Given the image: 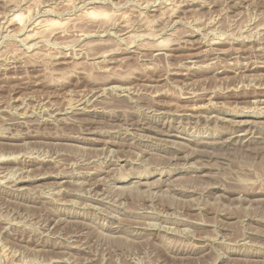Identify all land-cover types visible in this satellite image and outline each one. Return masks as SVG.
Masks as SVG:
<instances>
[{"label":"rangeland","instance_id":"374dc122","mask_svg":"<svg viewBox=\"0 0 264 264\" xmlns=\"http://www.w3.org/2000/svg\"><path fill=\"white\" fill-rule=\"evenodd\" d=\"M191 2L0 0V264H264V0Z\"/></svg>","mask_w":264,"mask_h":264},{"label":"bare ground","instance_id":"6f19581e","mask_svg":"<svg viewBox=\"0 0 264 264\" xmlns=\"http://www.w3.org/2000/svg\"><path fill=\"white\" fill-rule=\"evenodd\" d=\"M194 1H195V0H194ZM197 1H199V0H197ZM186 2H187V1H186ZM191 3H193V0H192ZM194 3H195V2H194ZM202 4H203V3H202ZM180 5H181V4H180ZM186 5H187V4H186ZM188 5H189V4H188ZM198 5H199V3H198ZM190 6H192V5H190ZM186 7H187V6H186ZM192 9H193V8H192ZM28 16H30V15H28ZM16 17H17V16H16ZM35 18H36V17H35ZM107 18H108V17H107ZM28 19H29V17H28ZM30 19H31V18H30ZM8 20H9V19H8ZM19 20H20V19H19ZM21 20H23V18H22ZM13 21H16V19H11V20H10V22H13ZM28 21H29V20H28ZM38 21H39V20H38ZM38 21H37L36 24H34V27H32L33 25H32V26L29 25L31 28H33V34H34V33H35V34H34L33 36H32V35H31V36L28 35V37L25 38V39L33 40V39H35V38L41 37V34H40V36H39V33H38L39 31H37V30H38V29L40 30L41 28H42V29H43V28H44V29H45V28L47 29V27H50L49 25H50L51 23L49 24V23L47 22V24H46V23L44 24L43 22H41V21L38 22ZM45 21H46V20H45ZM32 22H33V21H32ZM15 23H16V22H15ZM19 23H20V22H19ZM19 23H18V24H19ZM8 24H9V23H8ZM23 24H24V23H23ZM26 24H27V23H26ZM54 24H55V22H54ZM51 25H53V24H51ZM8 26H9V25H8ZM20 27H21V26H20ZM25 27H26V26H25ZM30 27H29V28H30ZM23 28H24V27H23ZM27 28H28V26H27ZM30 30H31V29H30ZM47 30H48V29H47ZM49 30H50V29H49ZM47 32H48V31H47ZM52 32H53V31H52ZM45 34H46V33H45ZM42 35H43V34H42ZM38 39H39V38H38ZM38 39H37V40H38ZM37 40H35V42H36ZM39 40H40V39H39ZM39 40H38V41H39ZM45 40H46V38H45ZM31 42H32V41H31ZM39 42H40V41H39ZM122 42H123V41H122ZM159 43H160V42H159ZM27 44H28V43H27ZM40 44H41V43H40ZM159 45H160V44H158V47L161 46V45H160V46H159ZM32 46H34V45L32 44L31 47H32ZM156 46H157V45H156ZM34 47H35V46H34ZM162 47H163V44H162ZM28 48H29V47H28ZM161 49H162V48H161ZM161 49H158V50L160 51ZM259 50H260V49H259ZM105 52H106V51H105ZM109 54H110V53H109ZM151 62H152V61H151ZM110 84H111V83H110ZM112 86H113V85H112ZM110 87H111V86H110ZM109 91H110V90H109ZM88 103H89V102H88ZM72 107H73V105H72ZM72 107H71V108H72ZM76 107H77V105H76ZM203 107H204V106H203ZM203 107H202V106H195V107L192 109V112L195 111V113H201V112L203 111V109H204ZM206 107H207V106H206ZM69 108H70V107H69ZM213 108H214V107H213ZM206 109H207V108H206ZM208 109H209V108H208ZM85 110H86V109H85ZM212 110H213V109H212ZM77 111H78V110H77ZM93 111H94V110H93ZM97 111H98V110H97ZM209 111H210V110H209ZM82 112H83V111H82ZM168 112H169V111H168ZM203 112H204V111H203ZM207 112H208V111H207ZM210 112H212V111H210ZM85 113H86V112H85ZM67 114H68V113H67ZM182 114H183V113H182ZM187 114H188V112H187ZM202 114H203V113H202ZM165 115H166V114H165ZM168 115H169V114H168ZM189 116H190V115H189ZM205 116H206V115H205ZM53 117H54V116H53ZM194 117H195V116H194ZM51 118H52V117H51ZM71 118H72V117H71ZM56 119H57V117H56ZM81 121H82V120H81ZM74 122H75V121H74ZM142 125H143V124H142ZM150 125H151V124H150ZM148 126H149V125H148ZM140 129H141V128H140ZM160 132H161V131H160ZM166 132H167V131H166ZM161 133H162V132H161ZM175 134H176V133H174V135H175ZM147 135H148V134H147ZM237 135H238V134H237ZM139 136H140V135H139ZM139 136H138V137H139ZM146 137H147V136H146ZM149 139H150V138H149ZM234 139H235V138H234ZM252 139H253V138H252ZM147 140H148V139H147ZM214 140H215V139H214ZM162 141H163V140H162ZM206 141H207V140H206ZM252 141H253V140H252ZM258 141H259V140H258ZM260 141H261V140H260ZM221 142H222V141H221ZM262 142H263V141H262ZM115 144H116V143H115ZM203 144H205V146H206V145L208 146V145H211L212 143L210 144L209 142H204ZM205 149H206V148H205ZM260 149H261V148H260ZM262 149H263V148H262ZM199 150H200V149H199ZM198 153H199V152H198ZM204 164H205V163H204ZM0 168H1V167H0ZM65 177H66V176H65ZM21 179H22V178H21ZM16 183H17V182H16ZM58 183H59V182H58ZM85 183H86V182H85ZM83 184H84V183H83ZM86 184H87V183H86ZM15 186H16V185H15ZM17 192H18V191H17ZM15 193H16V192H15ZM113 231H114V230H113ZM137 236H138V235H137ZM116 237H117V236H115V238H116ZM138 239H139V238H138ZM184 254H185V253H184ZM247 260H248V259H247ZM258 260H259V259H258ZM253 261H254V259H253ZM251 262H252V261H251ZM256 262H257V261H256Z\"/></svg>","mask_w":264,"mask_h":264}]
</instances>
